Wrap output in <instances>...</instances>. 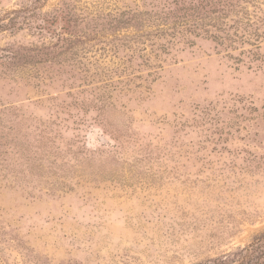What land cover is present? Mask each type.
<instances>
[{"label":"rangeland","instance_id":"1","mask_svg":"<svg viewBox=\"0 0 264 264\" xmlns=\"http://www.w3.org/2000/svg\"><path fill=\"white\" fill-rule=\"evenodd\" d=\"M264 233V0H0V264H204Z\"/></svg>","mask_w":264,"mask_h":264},{"label":"trees","instance_id":"2","mask_svg":"<svg viewBox=\"0 0 264 264\" xmlns=\"http://www.w3.org/2000/svg\"><path fill=\"white\" fill-rule=\"evenodd\" d=\"M204 264H264V233L254 237L246 246Z\"/></svg>","mask_w":264,"mask_h":264}]
</instances>
